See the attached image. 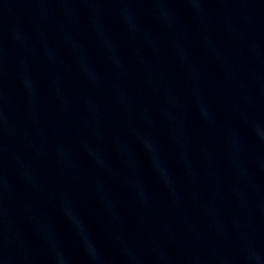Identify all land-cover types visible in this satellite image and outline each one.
I'll return each mask as SVG.
<instances>
[{"label":"water","instance_id":"obj_1","mask_svg":"<svg viewBox=\"0 0 264 264\" xmlns=\"http://www.w3.org/2000/svg\"><path fill=\"white\" fill-rule=\"evenodd\" d=\"M0 264H264V0H0Z\"/></svg>","mask_w":264,"mask_h":264}]
</instances>
